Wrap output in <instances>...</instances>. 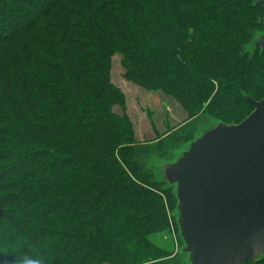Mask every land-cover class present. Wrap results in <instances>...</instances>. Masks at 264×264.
Wrapping results in <instances>:
<instances>
[{
  "label": "trees",
  "instance_id": "16d2710c",
  "mask_svg": "<svg viewBox=\"0 0 264 264\" xmlns=\"http://www.w3.org/2000/svg\"><path fill=\"white\" fill-rule=\"evenodd\" d=\"M257 1L0 0V264L184 259L177 200L150 160H170L211 119L241 123L246 97L264 98V52H248L264 31ZM116 57L127 83L189 121L138 141Z\"/></svg>",
  "mask_w": 264,
  "mask_h": 264
},
{
  "label": "water",
  "instance_id": "95a60500",
  "mask_svg": "<svg viewBox=\"0 0 264 264\" xmlns=\"http://www.w3.org/2000/svg\"><path fill=\"white\" fill-rule=\"evenodd\" d=\"M264 8V0L254 3ZM264 27V19L260 20ZM264 52V31L248 47ZM239 124L211 119L170 160L152 159L173 190L172 219L186 264H256L264 259V99Z\"/></svg>",
  "mask_w": 264,
  "mask_h": 264
},
{
  "label": "crops",
  "instance_id": "0c3cea01",
  "mask_svg": "<svg viewBox=\"0 0 264 264\" xmlns=\"http://www.w3.org/2000/svg\"><path fill=\"white\" fill-rule=\"evenodd\" d=\"M114 84H116L126 96L127 114L134 125L138 141H154L159 138L156 135L164 137L167 131L165 130L162 132V128L159 126L160 124L173 129L178 123L181 125L187 123L189 115L178 105L171 103L166 98L145 93L126 81L122 82L116 80ZM160 117H162V120H159ZM178 118H181L182 122H177ZM174 122L176 124H174ZM141 129H143L144 132H141ZM145 129L150 136H145Z\"/></svg>",
  "mask_w": 264,
  "mask_h": 264
},
{
  "label": "rangeland",
  "instance_id": "374dc122",
  "mask_svg": "<svg viewBox=\"0 0 264 264\" xmlns=\"http://www.w3.org/2000/svg\"><path fill=\"white\" fill-rule=\"evenodd\" d=\"M157 21V20H156ZM154 23H155V20L153 21ZM115 66H114V70H113V77H112V80H113V83L114 82H116V80L118 81V80H120V81H122V82H125V80L123 79V69H122V67H121V64H120V58L119 57H116L115 58V64H114ZM116 85V84H115ZM117 86V85H116ZM118 87V86H117ZM161 97H164V96H161ZM164 98H166V97H164ZM167 100H169L171 103H174V104H176L173 100H171V99H169V98H166ZM264 99V98H263ZM177 105V104H176ZM117 111V113H120V109H117L116 110ZM177 114V113H176ZM162 120V117H160L159 118V120ZM189 121V117H188V120H187V122ZM177 122H182V119L181 118H178V120H177ZM174 124H176L175 122H174ZM235 124H238V123H235ZM181 124H179L178 123V125L177 126H180ZM134 126V125H133ZM159 126H161V128H162V132H164L165 130L167 131V133L169 132V131H171V130H173L174 128H176V127H174L173 129L171 128H169L168 126H164V125H162V124H160ZM190 128L189 129H187L186 131H185V133H184V135H189L191 132H193L194 130H195V127L194 126H191V124L190 125H188ZM141 132H144L143 131V129H141ZM152 132V131H151ZM154 133V132H153ZM167 133L165 134V135H167ZM145 136L147 137V136H150V134L148 133L147 134V131H146V129H145ZM157 137H161V136H159V135H156ZM183 138H185V137H183ZM145 141H147V140H145ZM22 155V153H20L19 154V156H21ZM25 156H28V152H25V154H23V156H21V159L23 160V161H25V159H26V157ZM150 163H151V160H150ZM23 173V172H22ZM21 173L19 172H15L14 173V171H11L10 172V177L12 178H15V177H18L19 175H20ZM9 175V174H8ZM9 180V179H8ZM6 185H8L7 183H5V182H3L2 184H1V187H5L4 189H8L7 188V186ZM1 191H4V190H0V193H1ZM37 195V194H36ZM76 196V195H75ZM38 197H40V194H38L37 196H36V198H38ZM76 198L74 197V196H72V200L73 201H76L75 200ZM83 199V197H82V195H81V200ZM109 202V201H108ZM96 203H97V201H96ZM107 204V203H106ZM113 204V203H112ZM8 206V205H7ZM107 206H110V203H108L107 204ZM87 207V206H86ZM8 208V207H7ZM110 208V207H109ZM87 209V208H86ZM1 211H3V209H1L0 210V212ZM9 211H10V209H9ZM79 211V213L80 214H82L81 212L82 211H84V208L83 209H79L78 210ZM108 215L109 216H115V217H117V218H122V216H124L123 214H121V213H116V212H114V213H111V210H109L108 211ZM55 217V216H54ZM1 218V217H0ZM2 219V218H1ZM171 219H172V214H171ZM174 219H172V221H173ZM120 224H122V222H120ZM49 225V224H48ZM46 226H47V224H46ZM175 223H171V229H173L174 228V231H173V234L171 235V237H173V240H174V242H175V244H177V246L178 245H180V243H179V241H178V239H177V235H176V233H175ZM36 226H33V228H35ZM49 229H51V230H55V231H57L58 230V226H54V225H50V226H47ZM103 229H104V226H103ZM129 233L131 234V235H133L132 234V232L131 231H129ZM113 236V235H112ZM55 242V241H54ZM89 242H91V241H88V243ZM181 246H182V243H181ZM181 246L179 247V248H181ZM100 247H103L104 248V245H102V246H100ZM99 249H101V248H99ZM48 252L50 251V248L47 250ZM14 255V254H13ZM18 255H19V253H17V254H15L14 256L16 257V258H18ZM42 255V254H41ZM39 256V258H38V262L39 263H41V261H42V256ZM186 258H185V256H184V259H177V261L176 262H173L172 264H186Z\"/></svg>",
  "mask_w": 264,
  "mask_h": 264
},
{
  "label": "clouds",
  "instance_id": "9594fccd",
  "mask_svg": "<svg viewBox=\"0 0 264 264\" xmlns=\"http://www.w3.org/2000/svg\"><path fill=\"white\" fill-rule=\"evenodd\" d=\"M33 264H39V262H33Z\"/></svg>",
  "mask_w": 264,
  "mask_h": 264
}]
</instances>
